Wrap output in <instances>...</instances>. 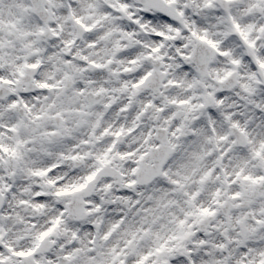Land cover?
I'll return each mask as SVG.
<instances>
[{
	"label": "clouds",
	"instance_id": "obj_1",
	"mask_svg": "<svg viewBox=\"0 0 264 264\" xmlns=\"http://www.w3.org/2000/svg\"><path fill=\"white\" fill-rule=\"evenodd\" d=\"M0 264H264V0H0Z\"/></svg>",
	"mask_w": 264,
	"mask_h": 264
},
{
	"label": "snow or ice",
	"instance_id": "obj_2",
	"mask_svg": "<svg viewBox=\"0 0 264 264\" xmlns=\"http://www.w3.org/2000/svg\"><path fill=\"white\" fill-rule=\"evenodd\" d=\"M91 179V178H90ZM21 255H23V254H21Z\"/></svg>",
	"mask_w": 264,
	"mask_h": 264
}]
</instances>
